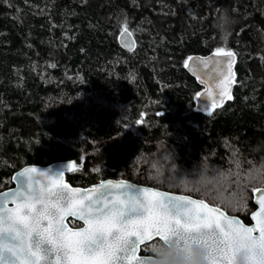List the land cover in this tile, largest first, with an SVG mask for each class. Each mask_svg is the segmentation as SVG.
<instances>
[{
  "label": "trees",
  "instance_id": "16d2710c",
  "mask_svg": "<svg viewBox=\"0 0 264 264\" xmlns=\"http://www.w3.org/2000/svg\"><path fill=\"white\" fill-rule=\"evenodd\" d=\"M218 49L237 57L233 96L200 111L185 64ZM70 159L73 185L125 178L251 223L264 187V0H0V191L25 165Z\"/></svg>",
  "mask_w": 264,
  "mask_h": 264
},
{
  "label": "snow or ice",
  "instance_id": "6c2138e0",
  "mask_svg": "<svg viewBox=\"0 0 264 264\" xmlns=\"http://www.w3.org/2000/svg\"><path fill=\"white\" fill-rule=\"evenodd\" d=\"M123 31L129 32L127 25ZM216 54L230 58L221 95L232 99L228 89L235 83V54L223 49ZM36 172L24 169L20 175L27 181L0 193V264H160L163 250L177 248L191 259L193 246L208 249L210 264H237L242 254L250 264H264V189H253L260 193V211L253 216L256 225L247 227L204 200L150 188L133 194L132 185L112 181L81 192L64 184L62 173L60 178L41 173L48 183L35 187L31 174ZM100 189L116 191L104 195ZM69 217L85 227H69ZM157 238L155 259L146 262L138 249Z\"/></svg>",
  "mask_w": 264,
  "mask_h": 264
},
{
  "label": "water",
  "instance_id": "95a60500",
  "mask_svg": "<svg viewBox=\"0 0 264 264\" xmlns=\"http://www.w3.org/2000/svg\"><path fill=\"white\" fill-rule=\"evenodd\" d=\"M119 40H120L121 45L126 50L132 51L136 46L135 37L130 30L128 33H125L124 31H122L120 33ZM216 53L217 52H212L206 55L194 54L189 57L191 58V60L188 59V62H187L188 64L187 70L197 79L198 83L202 86V91L199 93L198 98L196 100V107L198 110L204 111V112L211 110L215 106L217 107L223 106L225 103L231 100V99H227L226 96L221 95L222 86L224 84V74H226L228 71V63H229L230 58L222 56V55H217ZM233 59H234V63L232 65V72L234 73V80H235L236 79V60H237L236 54L234 55ZM234 87H235V83L229 86L228 90L231 96H233ZM73 163L76 164V161L70 159V160H57V161H53L45 165H41V164L25 165L13 174L12 176L13 186L0 191V193L6 192V191L10 192V191L16 190L19 187H21L27 181L28 178L21 176L20 174L26 168H35L37 169V172L31 174L32 181L35 187H39L41 183H44V184L48 183V179L45 176L41 175V173H47L49 174V176L56 177V178H60V174L62 173L63 183L67 184L70 189H79L81 192H86L92 189H97L102 183H107L108 181H112L113 183L126 182L132 185L133 187L132 189H130V191L133 194L138 193L140 189L150 188L154 191L166 193L172 196H188L195 200H204V199L194 197L192 195L176 193L172 191L159 189L153 186L136 183V182H133L125 178H117V179L109 178V179L101 180L90 186H76V185H73L67 179V173L73 171L69 168V165ZM257 189H264V187H259ZM115 191L116 190L100 189V194L107 195L109 192H115ZM121 191H124V190H121ZM259 195L260 193H257V192H254L253 194V200L256 204V209L251 214V221H252L251 223H246L239 216L229 214L225 209L221 207L220 208L222 211L226 213L228 217L235 218L237 221H239L240 223L244 224L247 227H254L257 221L253 219V216L257 212L260 211V205L258 203ZM109 198H111V196ZM204 201L208 203L210 206L219 207V206H216V205H213L207 202L206 200ZM3 206H4V198L0 196V207H3ZM8 206L14 207V205H12L11 203H9ZM70 219H74L80 222L81 225L80 226L71 225L69 221ZM67 223L69 224V227H72L74 229L85 227L83 221H80L76 219L75 217H69L67 220ZM149 242H145L144 244H147ZM144 244L140 245L137 255L143 260H145L146 262L150 260H154L155 259L154 255L143 254L141 252L142 246ZM162 260H163V257L160 258V264H162ZM131 264H136V262L132 261Z\"/></svg>",
  "mask_w": 264,
  "mask_h": 264
},
{
  "label": "clouds",
  "instance_id": "9594fccd",
  "mask_svg": "<svg viewBox=\"0 0 264 264\" xmlns=\"http://www.w3.org/2000/svg\"><path fill=\"white\" fill-rule=\"evenodd\" d=\"M259 182H264V178ZM192 258L188 259L187 254L177 248H169L162 252V264H210L208 260V249L201 246H193ZM237 264H250L246 255H240Z\"/></svg>",
  "mask_w": 264,
  "mask_h": 264
},
{
  "label": "rangeland",
  "instance_id": "374dc122",
  "mask_svg": "<svg viewBox=\"0 0 264 264\" xmlns=\"http://www.w3.org/2000/svg\"><path fill=\"white\" fill-rule=\"evenodd\" d=\"M170 174H172V176H173V178L175 177L176 179H180V181H182V182H188V184L189 183H191L192 182V178H188V177H184V174L183 173H181V171H178V170H175L174 168H172V172H170ZM163 174H162V172L160 173V172H157L156 174H155V177H161ZM185 178V179H182V178ZM202 182H200L199 181V183H205V182H208V183H210L209 181V178L207 179V177H206V175H204L203 177H202ZM194 182H197L196 180H193ZM185 186V185H184ZM188 186V185H187ZM187 186H185V187H187ZM217 189H218V192L220 193V194H222V189H221V187L217 184Z\"/></svg>",
  "mask_w": 264,
  "mask_h": 264
},
{
  "label": "flooded vegetation",
  "instance_id": "af4514ba",
  "mask_svg": "<svg viewBox=\"0 0 264 264\" xmlns=\"http://www.w3.org/2000/svg\"><path fill=\"white\" fill-rule=\"evenodd\" d=\"M70 220H71V219H70ZM70 220H69V221H70ZM77 222H78V221H77ZM79 223H80V222H79ZM80 225H81V223H80ZM80 225H79V226H80Z\"/></svg>",
  "mask_w": 264,
  "mask_h": 264
}]
</instances>
